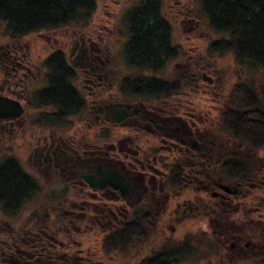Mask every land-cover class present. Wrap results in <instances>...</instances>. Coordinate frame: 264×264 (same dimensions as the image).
<instances>
[{
    "label": "flooded vegetation",
    "instance_id": "obj_1",
    "mask_svg": "<svg viewBox=\"0 0 264 264\" xmlns=\"http://www.w3.org/2000/svg\"><path fill=\"white\" fill-rule=\"evenodd\" d=\"M175 3L182 6L181 0ZM185 7L186 12H177L182 17L191 16L189 7ZM110 14L104 21L96 22L95 18L89 29L75 26L79 29L72 31L69 52L64 46H53L44 58H37L38 62H33V49L23 38L33 33L49 37L51 31L67 32L71 26L18 36L0 21V264H23L18 258L42 255L46 250L43 244L50 241L51 223L47 219L33 220L35 207L25 220L18 221V169L36 194L46 191L44 181L50 183L57 178L62 182L56 190L44 193L41 207L47 214L57 208L59 214L68 217L67 225L74 220L68 207L71 192L84 198L80 204L72 203L73 208L80 206L89 211L85 206L91 205L93 211L98 203H112L101 216L111 226L128 220L134 211L149 210L156 220L155 214L177 203L183 195L191 196L188 202L192 207L187 199L182 202V206L189 207L188 213L194 208L195 215L203 214L219 224L223 232L229 214L239 211L252 216L262 206L263 180L238 187L227 182L216 167L217 162L223 167L227 153L237 159L240 149L236 145L227 147L232 141L210 133L220 121V105L227 96L235 95L232 91L226 96L221 93L224 85L211 73L214 64L203 55L195 61L193 70L187 48L174 41L172 25L177 19L173 22L161 11L171 26L173 46L172 56L164 65L187 68L170 76L152 71L139 76L143 81L169 82V94L164 85L149 93L142 86L136 91L129 86L134 77L128 72L130 64L136 62L125 52L130 37L128 12ZM140 15L160 28L158 20L152 21L154 12ZM187 19L178 20L179 24L184 27ZM191 21L195 19L191 17ZM243 70L252 69L249 66ZM249 77L247 74L245 78ZM66 92L71 93L62 104L60 96L66 98ZM195 95L217 102L213 117L208 119L209 112L202 113L204 106H195ZM19 146L27 154L19 156ZM262 154L255 152L253 156ZM257 191L262 195L259 200ZM57 196L61 200L58 204ZM91 216L90 221H98L96 213ZM184 216L185 212L180 218ZM248 231L234 230L230 238L237 244L231 242L230 247L246 252L250 245H259L258 237H250ZM249 237L252 241L255 237V242Z\"/></svg>",
    "mask_w": 264,
    "mask_h": 264
},
{
    "label": "trees",
    "instance_id": "obj_2",
    "mask_svg": "<svg viewBox=\"0 0 264 264\" xmlns=\"http://www.w3.org/2000/svg\"><path fill=\"white\" fill-rule=\"evenodd\" d=\"M97 0H0V21L9 32L18 36L29 32L63 26H83L95 10ZM201 10L205 14L209 26L219 33L218 39L209 42V52L231 54L236 64L253 68H264V0H199ZM160 0H142L127 10L130 37L126 41L125 52L136 62L130 64L129 75L132 89L138 91L140 86L146 87V93L158 91L159 85L170 83L139 80V76L152 74L164 69L165 61L172 56L171 26L161 14ZM141 12H154L152 21L158 20L160 28ZM163 21V23H162ZM156 27V28H155ZM167 54V56H166ZM164 55V57L160 56ZM150 62V63H149ZM252 78V77H251ZM244 78L236 82L231 91L235 95L225 98L219 107V123L210 133L215 138L232 141L228 146L236 145L240 149L237 159H227L222 168L216 163L219 172L224 174L227 182L238 187H246L249 182H257L264 168V104L257 93L253 80ZM180 89V87H178ZM71 92L60 96L62 104L68 101ZM163 94V93H162ZM65 99V100H63ZM241 142L242 144L238 143ZM263 152V157H255L253 153ZM17 208L30 200L36 191L26 185L24 174L17 171ZM51 197V196H50ZM34 210L31 216L42 220L47 219L59 223L68 217L57 214L51 219V213ZM28 217V216H27ZM151 211H134L128 220L107 231L101 240L103 253L126 254L134 242L147 239V229L152 226ZM67 222V220H66ZM29 224V223H27ZM45 243L46 252L32 258H45L51 261V255H57L51 246ZM21 245V244H19ZM38 253L41 252L39 249ZM51 254V255H50ZM193 254L191 238L184 236L182 242L164 238L158 247L149 251L138 264H179ZM76 257V255L74 254ZM68 257L65 264H80L78 258ZM31 258V257H30ZM25 262L33 261L24 259ZM36 264V263H34ZM257 264H264L260 260Z\"/></svg>",
    "mask_w": 264,
    "mask_h": 264
},
{
    "label": "rangeland",
    "instance_id": "obj_3",
    "mask_svg": "<svg viewBox=\"0 0 264 264\" xmlns=\"http://www.w3.org/2000/svg\"><path fill=\"white\" fill-rule=\"evenodd\" d=\"M141 1L142 0H97L95 10L89 20L83 26L76 27H87L89 29L93 26L95 18L98 17L96 22H100L101 19L104 21L111 16V12H126ZM175 1L177 0H160V6L162 12L165 13V16L171 21L175 22V19H177V22L174 23H177V25H172L174 29L173 33L175 34L174 41L178 42L179 46L184 45V48H187L186 50H188L189 57L193 61V63H191V68L193 69L195 61H198L199 58L204 55L214 64L213 66L216 70H212L211 73L213 76H218L224 85L220 90L224 96L231 91V87L238 81L239 77L244 79L247 74H250V78L252 77L251 79L259 94L260 100L264 102V68H253L248 72H244L243 67L247 66L241 67L236 64L231 54L219 55L217 53L212 54L208 52V42L218 39L219 33L209 26L207 18L201 10L199 0H181L182 6L176 4ZM185 5L189 7L187 11L192 12L191 16L186 15L185 17L184 15V17H182L183 15L177 12L179 10H184L186 12ZM191 17L195 19V23L191 21ZM182 18H188L184 27L179 24ZM79 28L71 26L67 32H65V29H57L56 31H51L52 35L49 34V37L33 33L25 36L23 41L29 44L33 49L32 59L34 61H32L38 62L37 58H44L49 52V49L53 46H64L67 49H65L66 52H69V47L73 39L72 31ZM169 64L170 63H167L163 70L157 71L159 73L156 72V75L162 74L170 76L187 68L180 65L172 67V65ZM191 68L189 67V69ZM174 69L177 72H175ZM132 70L133 68H128V72ZM207 103L209 104L208 106ZM194 104L195 106L198 105L200 108L203 106L205 107V109L200 110L202 113L203 111L209 112L207 114L208 119L209 117H213L217 112L214 107V105H217V102L212 98L207 99L200 95H195ZM196 114L200 115L201 113L200 111H196ZM21 147L22 146H19L18 148V154L19 156H24L27 152ZM262 171L264 175V168ZM263 175H260V181H264ZM53 180L54 182L50 183L43 182L44 190H46L43 194L37 193L30 200L23 203L20 209L21 211L19 210L20 212L18 214L19 222L25 220L26 214L29 213L32 208L35 207L36 210L39 205L40 210L44 193H49L51 191L48 189L56 190L62 183L61 181H57V178ZM260 192L257 191L258 195L256 197H258V200L259 197L262 196ZM60 199H64V196L63 198L60 197ZM83 199V197L78 196L75 192H71L68 195V207H70L74 213V220L69 222L68 225L65 224L67 223L66 220L61 223L51 221L48 233L50 241H48V244H52L51 246L48 245V247L52 248L57 254L55 256L50 254L52 256L50 259L51 261L48 262L46 257H41V259L37 258V260H35L33 259L34 257L28 258V256L26 257L28 260H33L30 261V263L25 262V258H18V260L23 264H65V262L68 261V257H75V254V258H78L80 264H138L140 259L147 256L150 250L158 247L159 243L164 238H170L175 242H182L185 235L191 238L193 254H191L190 257H186L179 264H257L258 261L264 260V201L261 203V208L256 210V213L252 216L242 215L239 211L229 214V216L226 217V227L225 232H223L221 231L223 228L217 226L219 224L207 220L206 217L204 218L203 214L195 215L196 210L194 208L191 209V214L188 213L189 209L187 212L186 208L189 207L185 205L189 204L191 206L192 203L188 202V200H191V196H179L177 203L172 202L168 208L159 211V213L155 211L158 214L157 216L155 214L156 220L153 218L152 226L146 230L147 239L145 241L134 242L126 254H108L103 253L101 240L104 234L115 226H111L112 223L108 222L106 218L101 219V216L104 217L107 212L106 209H108L112 203H98L93 211H91L93 206L89 205V208L85 206V208L90 209L89 211L92 213L84 209H79L80 206H76V209L73 208L74 206H71L72 203L80 204ZM85 199L88 198L85 197ZM184 199H187V204L182 206ZM246 201H248V199ZM51 202L54 201L51 200L50 203ZM59 202H61V200H59L57 196L56 203L58 204ZM56 209L49 210L52 220L59 214ZM175 210L177 211L176 213H174ZM182 211L185 212V216L180 218L183 214ZM93 213L98 215V221H90ZM245 229H249L250 232L248 231V233L250 237H258L260 244L256 247L250 245V247L246 249V252H241L237 248H231V242L237 244L230 238L231 233H233L234 230L240 232L241 230L245 231ZM250 237L248 239L252 241ZM254 240L252 243L255 242ZM245 241L246 239L243 240V242Z\"/></svg>",
    "mask_w": 264,
    "mask_h": 264
},
{
    "label": "water",
    "instance_id": "obj_4",
    "mask_svg": "<svg viewBox=\"0 0 264 264\" xmlns=\"http://www.w3.org/2000/svg\"><path fill=\"white\" fill-rule=\"evenodd\" d=\"M226 188H228V186L226 187ZM228 190V189H227ZM229 191V190H228Z\"/></svg>",
    "mask_w": 264,
    "mask_h": 264
}]
</instances>
